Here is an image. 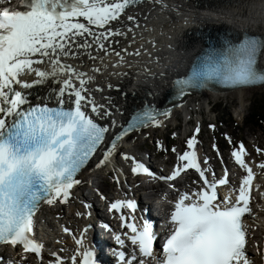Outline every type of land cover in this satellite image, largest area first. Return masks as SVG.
Segmentation results:
<instances>
[{"label":"snow or ice","instance_id":"6c2138e0","mask_svg":"<svg viewBox=\"0 0 264 264\" xmlns=\"http://www.w3.org/2000/svg\"><path fill=\"white\" fill-rule=\"evenodd\" d=\"M141 2L21 0L12 5L11 0H0V246L18 249L19 256V260L5 261L0 255V264H23L28 254H34L36 264H101L98 247L89 239L92 224L77 232L62 227L75 245L70 256L62 255V247L46 249L35 235L40 205L67 203L74 186L82 182L78 174L94 156L96 168L111 163L128 133L160 127L161 118L181 107L193 91L264 85V36L245 33L235 42L210 44L186 74L173 80L168 102L172 107L145 104L117 125L108 106L95 99L94 92L102 89L89 87L95 76L83 70L84 60L94 65L89 71L100 73L97 60L103 62L104 57L115 55L117 60L111 67L116 68L122 66L125 56L141 54L138 49L116 51V38L127 37L139 26L129 9ZM152 2L167 7L164 0ZM124 17L131 26L121 31L114 24H121ZM132 39L134 42L135 36ZM41 90L42 95L34 96ZM196 143L195 135L187 140V150L178 154L168 175L155 176L142 160L120 154L123 160L131 161L134 176L145 174L172 188L182 173L194 170L198 181L183 190L175 189L176 197L169 201L171 211L158 231L144 214L148 210L139 209L137 201L130 198L127 179L121 184L120 176L115 175L116 184L127 191L125 198L110 201L107 211L119 214L123 231L101 225L112 233L117 246L110 249L115 264H253L248 246L254 225L245 218L252 215L251 192L260 186L253 183L256 174L246 160L249 153L243 144L233 145L231 157L246 174L238 188L220 196V186L230 183L227 167L217 176L207 159L202 166ZM156 147L163 146L157 142ZM257 166L264 169V162ZM100 199L106 197L100 195ZM83 206L91 208L87 203ZM76 215L86 218L91 213ZM253 246L264 261V245Z\"/></svg>","mask_w":264,"mask_h":264},{"label":"bare ground","instance_id":"6f19581e","mask_svg":"<svg viewBox=\"0 0 264 264\" xmlns=\"http://www.w3.org/2000/svg\"><path fill=\"white\" fill-rule=\"evenodd\" d=\"M164 3L167 5L166 8L154 4L152 0H142L135 8L129 9V14L136 17L139 26L134 29V32L128 33L127 37L120 36L116 38L119 40L116 51L121 48H127L129 52L138 49L141 53L139 56H125L122 66L116 68L111 67V64L117 60L115 55L104 57L103 62L97 60L95 66L100 67V73L89 71L94 65L91 61L84 60L83 70L88 71L89 75L95 76L94 82L89 87L95 89L98 86L102 89L101 92H94L95 99L108 106V110L112 113L111 119L115 121L122 114V111L130 110L133 105L144 106L149 104L157 107L159 100L170 88V76L184 68L191 53L200 46L201 35L210 32L218 34L225 32L231 35H244L247 33L264 36V0H164ZM130 26L131 24L126 17L123 18L121 24H114V27H119L121 31H125ZM133 36H135L134 42ZM99 55L103 56V53H99ZM261 62H264V60ZM105 64L108 67H105ZM117 73L119 74L117 75ZM109 84L112 85L111 88L108 87ZM44 87L46 88L47 85ZM245 89L247 88H240L237 93L241 94ZM42 94L43 90L35 93L34 96ZM203 94L204 92H192L184 98L181 107L185 109L182 112H185L186 116L191 115L189 109L191 97ZM218 94L222 93L219 91ZM179 111H181L180 107L173 108L169 117H162V126L165 127L169 119ZM141 132L142 130H140ZM135 146L133 140L127 139L120 143L118 148H124L130 154L135 155ZM245 149L249 153L248 148L245 147ZM249 159L252 158L246 157L247 162L256 174L253 183L260 186L259 190L253 189V192L254 195L255 193L259 194L264 204V195H262L264 193V169L257 166L258 161L256 159L253 163ZM119 160L121 165L117 164L118 159L112 156L111 163L96 168V156L90 160L87 169L90 171L89 173L95 174L106 167H115L119 171L120 179H123L122 171L125 169L124 165L127 161L123 160L122 157ZM231 161L233 162L228 164L237 169H230V178L235 179L237 177L240 181L246 172L236 165L234 160ZM210 168L213 169L211 166ZM160 174L164 175L162 171ZM229 182L228 187L233 188L234 185L231 183V179ZM100 189L109 191L106 184H101ZM120 189L126 191L125 188L120 187ZM71 197L77 200L79 199V193H75L72 189ZM76 200L75 203L70 199L68 200L67 203L71 204L69 205L71 210L75 207L80 208ZM262 210H264V205ZM77 212L84 213L83 210L79 209L78 211L77 209L74 210L73 216L66 219L65 217L62 220L53 217L49 220V223L57 228L55 234L58 235L59 233L61 237L59 239L60 246L53 242L49 236L47 237L50 250H58V247L62 246L65 250L62 255L72 253L75 248L74 242L69 235L63 232L62 227H69L75 232L82 229L87 224V220L80 217L78 221L75 218ZM251 225H254L256 230L261 229V233L264 235V217L262 215L259 220ZM250 232H252V227ZM250 240L252 242V239ZM31 255L34 257V254H28V256ZM248 255L252 258L254 264L255 259H258L256 257L258 255L250 250ZM8 257L10 260H19L17 253H12ZM260 263L264 264V261L261 260ZM23 264L27 263L23 262Z\"/></svg>","mask_w":264,"mask_h":264},{"label":"rangeland","instance_id":"374dc122","mask_svg":"<svg viewBox=\"0 0 264 264\" xmlns=\"http://www.w3.org/2000/svg\"><path fill=\"white\" fill-rule=\"evenodd\" d=\"M226 94L194 95L190 99L191 115L189 117L186 116L185 112H182L185 109L180 107L181 111L175 113L165 127L162 125L160 127L150 126L143 132L135 134L132 140L136 145V151L138 148H148L151 152H155L159 160L172 165L177 160L178 154L187 150V140L195 135L197 141L195 150L203 151L207 155L212 154L213 158L216 157L214 161L217 160L218 169L222 168L225 163L232 162L233 145L238 146L242 143L248 148L249 156L247 157L252 158L249 159L251 163L254 162V159L258 161V164L264 162V127L260 128L247 121L250 111L256 103H259V110H264V86L247 88L241 94L237 93V90ZM189 118L191 121L188 123L186 120ZM197 127H199V132H196ZM157 142L163 147L157 148ZM181 147L182 152H180ZM173 148L176 149L175 152L172 151ZM257 148L261 149L260 153H257ZM126 167L129 169L130 165H126ZM162 170L166 173L163 167ZM112 181L116 183L114 176ZM117 186L114 187L118 190L119 186ZM107 189L111 193L115 191V189H111L110 185H107ZM166 191L171 192L172 189L168 188ZM257 199L255 206L263 208L264 204L259 195H257ZM77 209V207L74 208L75 211ZM68 211L67 207L64 212L67 213ZM59 213L63 212L60 211ZM262 216L264 217V212ZM76 217L78 218V216ZM250 239L252 242H250L249 250L257 254L256 247L253 245H264L261 229L252 231ZM9 250L13 251L12 249ZM7 254L10 255V253ZM257 255L258 259H255L254 264H261V257L259 254ZM25 262L36 264L34 257L31 256H28Z\"/></svg>","mask_w":264,"mask_h":264},{"label":"trees","instance_id":"16d2710c","mask_svg":"<svg viewBox=\"0 0 264 264\" xmlns=\"http://www.w3.org/2000/svg\"><path fill=\"white\" fill-rule=\"evenodd\" d=\"M247 121L254 123L260 128L264 127V110H259V103H256L252 108Z\"/></svg>","mask_w":264,"mask_h":264},{"label":"water","instance_id":"95a60500","mask_svg":"<svg viewBox=\"0 0 264 264\" xmlns=\"http://www.w3.org/2000/svg\"><path fill=\"white\" fill-rule=\"evenodd\" d=\"M201 40V39H200ZM206 42L204 40L200 41V44H205Z\"/></svg>","mask_w":264,"mask_h":264}]
</instances>
